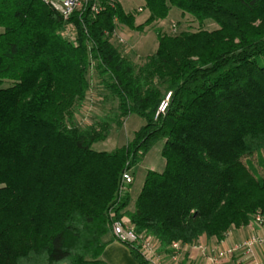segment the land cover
Segmentation results:
<instances>
[{
	"label": "trees",
	"instance_id": "trees-1",
	"mask_svg": "<svg viewBox=\"0 0 264 264\" xmlns=\"http://www.w3.org/2000/svg\"><path fill=\"white\" fill-rule=\"evenodd\" d=\"M88 1L64 20L42 0H0V264H106L123 219L166 249L222 241L264 214V176L241 161L264 150V0H143L138 25L116 0ZM171 8L199 28L156 29L141 63L111 41L118 24L144 32ZM92 65L114 107L81 125ZM130 115L144 124L121 147L92 148ZM158 141L164 170L146 172L128 210L122 175Z\"/></svg>",
	"mask_w": 264,
	"mask_h": 264
},
{
	"label": "rangeland",
	"instance_id": "rangeland-1",
	"mask_svg": "<svg viewBox=\"0 0 264 264\" xmlns=\"http://www.w3.org/2000/svg\"><path fill=\"white\" fill-rule=\"evenodd\" d=\"M125 13H134L135 23L141 24L148 16L147 11L144 9L143 0H116ZM89 2V1H88ZM85 3L76 11L85 9ZM94 4L91 5L90 10ZM97 7L98 5L95 4ZM141 8V10H138ZM75 12V11H74ZM202 27L207 30L216 28V25L211 21L205 22ZM199 25L192 21L191 17H181V12L176 8H171L167 17L154 23L152 26L145 28L144 32H135L129 30L127 27L118 24L115 30V38L112 37L111 41L117 46L124 55L137 63L143 62L146 56L151 55L157 48V39L155 30L159 29L161 32L168 35H176L183 30H196ZM68 38L72 36L74 29H65ZM122 39V41L120 40ZM87 79L90 83V90L86 101L76 109V118L78 122L83 124L92 123L97 121L102 115H112V108L114 103L111 99L105 98L107 92L99 84V78L92 65L87 73ZM106 99V100H105ZM144 124V120L136 115H130L124 121L123 126H112L106 138L102 141L95 143L92 148L96 151L110 152L116 148L121 147L127 139L131 138L133 133ZM163 142L158 141L146 153L143 160L135 166L132 171L133 182L129 189L130 203L128 210H132L134 201L137 198L142 187L145 174L148 170L162 172L165 167L164 159L161 155ZM264 160V150L254 153L250 156H245L241 159L242 163L246 166H251L253 171L258 176H264V170L259 165V159Z\"/></svg>",
	"mask_w": 264,
	"mask_h": 264
},
{
	"label": "built area",
	"instance_id": "built-area-1",
	"mask_svg": "<svg viewBox=\"0 0 264 264\" xmlns=\"http://www.w3.org/2000/svg\"><path fill=\"white\" fill-rule=\"evenodd\" d=\"M57 11L64 20H67L74 11L88 2V0H42ZM91 11L98 12L99 7L95 4ZM70 27L67 29L69 30ZM122 41V39L120 38ZM170 93H167L164 100L158 106L155 117L165 112ZM122 181L124 186L132 183V175L123 173ZM253 225L264 229V214L256 213L252 220ZM112 235L120 243H134L139 246L142 258L147 264H195L196 257L201 260L199 264H259L254 254L256 245L264 244V234L250 235L236 245L227 248H220L217 244L209 245L205 242H198L195 245H183L180 242H174L166 249H161L159 243L144 234H136L126 220L116 221L112 226ZM194 250L195 255L188 251ZM240 252V257H235V253ZM198 264V263H196Z\"/></svg>",
	"mask_w": 264,
	"mask_h": 264
},
{
	"label": "crops",
	"instance_id": "crops-1",
	"mask_svg": "<svg viewBox=\"0 0 264 264\" xmlns=\"http://www.w3.org/2000/svg\"><path fill=\"white\" fill-rule=\"evenodd\" d=\"M138 10H141L139 8ZM133 179V177H132ZM133 182V181H132ZM261 235L264 234V229H260L259 227L249 224L245 227L240 228H231L226 237L222 241H217L215 239H201L199 242H205L209 245L217 244L218 247L224 249L227 247H230L232 245H236L237 243L241 242L242 240L248 238L250 235ZM110 238H112L110 236ZM191 255H195L196 252L192 249L188 251ZM254 254L255 257L258 260L259 264H264V244L256 245L254 247ZM236 258L241 256L240 252H236L234 255ZM102 260L106 264H139L136 259L131 255L128 248L112 239L108 245L105 247L103 253H102ZM193 263H201V260L196 257V260L193 261ZM222 264H224V261H222Z\"/></svg>",
	"mask_w": 264,
	"mask_h": 264
}]
</instances>
